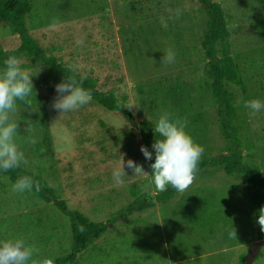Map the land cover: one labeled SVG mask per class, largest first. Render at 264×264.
Instances as JSON below:
<instances>
[{
    "label": "rangeland",
    "instance_id": "rangeland-1",
    "mask_svg": "<svg viewBox=\"0 0 264 264\" xmlns=\"http://www.w3.org/2000/svg\"><path fill=\"white\" fill-rule=\"evenodd\" d=\"M213 1L224 11L226 41L245 86L243 91L240 85L225 83L234 94L243 162L258 165L264 174V110L254 113L244 107L253 99L264 102V0ZM28 26L47 53L96 76L99 90L115 91L137 121L154 128L167 112L185 123V131L203 148L201 157L229 152L218 128L200 46L209 17L197 0H32ZM78 40L83 43L77 45ZM18 44V35L0 22V52ZM222 45L217 44L219 56ZM170 48L175 59L169 63L164 56ZM20 60L37 72L30 103L18 101L11 114L24 167L53 180H60L62 171L74 176L77 189L87 183L94 195L84 197L79 206L97 221L142 193H158L151 177L153 161L140 152L141 145L152 151V140L93 100L60 113L52 107L57 84L52 72ZM120 157L132 159L145 173L134 174L125 163L128 176L117 185L112 171ZM9 189L0 176V219L17 211ZM248 196L241 179L220 167L204 169L167 203L118 218L77 264H241L252 242L261 239L246 206ZM253 264H264V245Z\"/></svg>",
    "mask_w": 264,
    "mask_h": 264
},
{
    "label": "trees",
    "instance_id": "trees-1",
    "mask_svg": "<svg viewBox=\"0 0 264 264\" xmlns=\"http://www.w3.org/2000/svg\"><path fill=\"white\" fill-rule=\"evenodd\" d=\"M209 17V26L200 37V46L206 56L204 70L210 78L211 96L217 107V122L220 133L228 141L229 152L219 156L207 155L201 157L195 175L208 168L220 167L228 175L241 179L249 190L246 206L254 218L257 235L264 238V231L257 223L258 215L264 216V174L260 167L253 163L243 162L241 153L242 143L235 124L234 94L229 91L225 83L230 82L240 85L242 90L245 86L240 77L238 65L230 54V47L226 38L229 30L225 20V14L221 5L213 0H197ZM32 10V0H0V22L7 24L13 33L18 34L20 44L13 49L0 52V64L8 56H16L19 59H27L32 64L46 67L59 83L64 76H71L68 65L60 62L53 54L47 53L39 39L29 29L28 19ZM223 42L221 55H218L217 44ZM82 74V73H81ZM83 86L91 91L92 100L116 115L129 127L138 130L149 140H154L153 128L145 122L137 121L132 108L115 91H102L97 87V77L87 75ZM11 182L22 175L32 177L40 184V191L35 192L46 202H52L63 214L68 216L72 233L70 251L55 259L54 264H75L80 253L92 247L100 240L107 230L125 215L136 212H144L155 206L156 203H167L179 194L176 190L168 187L164 192L150 195L140 194L127 206L112 213L106 220L92 221L81 211L71 209L67 202L57 195L54 188L36 173L22 166L16 169L0 172ZM245 255L241 258L244 264Z\"/></svg>",
    "mask_w": 264,
    "mask_h": 264
},
{
    "label": "clouds",
    "instance_id": "clouds-1",
    "mask_svg": "<svg viewBox=\"0 0 264 264\" xmlns=\"http://www.w3.org/2000/svg\"><path fill=\"white\" fill-rule=\"evenodd\" d=\"M179 15V12H177ZM161 23L167 27L166 21ZM77 41V45L82 44ZM166 62H173L175 53L170 48L164 56ZM73 74L65 77L54 85L56 97L52 107L60 113L78 110L92 100L91 91L83 86L87 76L81 74L76 65H68ZM37 73V72H36ZM33 74L22 66V61L12 55L3 61L0 67V172L20 167L24 153L16 142L18 135L17 121L11 114L17 110V102L30 103V96L34 92L32 83ZM244 107L254 113L264 110V102L253 99L246 101ZM185 123L179 118H171L167 112L162 113L154 124V140L152 151L141 145L140 152L146 160H152L151 177L157 192H164L168 187L177 192H184L193 182L203 148L193 141L185 131ZM154 155V160H153ZM131 169L134 174L145 173L142 166L128 159L126 162L120 157V163L112 171V177L117 185L123 183L124 166ZM15 193L26 191H40L39 182L27 175L19 176L11 186ZM257 223L264 231V216L258 215ZM34 256L33 247L26 244L24 239L13 238L0 240V264H32Z\"/></svg>",
    "mask_w": 264,
    "mask_h": 264
},
{
    "label": "crops",
    "instance_id": "crops-1",
    "mask_svg": "<svg viewBox=\"0 0 264 264\" xmlns=\"http://www.w3.org/2000/svg\"><path fill=\"white\" fill-rule=\"evenodd\" d=\"M20 166L27 169L22 164ZM31 172L41 176L49 186L55 189L57 195L64 197L68 206L76 208L87 216L86 211L79 206L84 197L85 199L88 198V195L93 197V192L88 190L87 183L82 184L84 189H77L76 183L73 181L74 176L70 177L62 171L59 176L60 180L57 178L53 180L47 175H42L36 171ZM0 176L7 179L10 187L9 191H11L10 197H12L10 201L14 200L17 209L14 215L8 214L5 218L0 219V240L24 239L26 244L34 249L32 264H54L56 258L64 256L70 251V221L68 222L65 214L59 213L60 210L52 202L44 201L33 191L13 192L11 188L13 182L5 175ZM63 236L68 237L66 241ZM82 253L79 254L75 264L78 263Z\"/></svg>",
    "mask_w": 264,
    "mask_h": 264
},
{
    "label": "water",
    "instance_id": "water-1",
    "mask_svg": "<svg viewBox=\"0 0 264 264\" xmlns=\"http://www.w3.org/2000/svg\"><path fill=\"white\" fill-rule=\"evenodd\" d=\"M263 245H264V238L252 242L245 255L244 264H253Z\"/></svg>",
    "mask_w": 264,
    "mask_h": 264
}]
</instances>
